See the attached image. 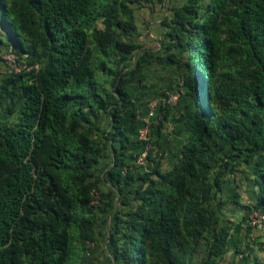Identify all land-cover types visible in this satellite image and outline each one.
I'll use <instances>...</instances> for the list:
<instances>
[{
  "label": "trees",
  "instance_id": "trees-1",
  "mask_svg": "<svg viewBox=\"0 0 264 264\" xmlns=\"http://www.w3.org/2000/svg\"><path fill=\"white\" fill-rule=\"evenodd\" d=\"M140 3L0 0L8 45L32 66L0 76V264H89L111 206L114 264H215L241 253V224L230 232L220 223L219 194L228 174L251 165L253 207L264 210V0H184L163 17L159 44L172 64L186 54L193 109L172 166L149 155L152 169L137 173L126 161L137 117L126 86L147 55ZM160 108L158 129L172 109L159 105L157 116ZM231 202L252 209L236 194Z\"/></svg>",
  "mask_w": 264,
  "mask_h": 264
},
{
  "label": "rangeland",
  "instance_id": "rangeland-1",
  "mask_svg": "<svg viewBox=\"0 0 264 264\" xmlns=\"http://www.w3.org/2000/svg\"><path fill=\"white\" fill-rule=\"evenodd\" d=\"M184 0H141L140 5L135 6V15L138 24L139 52L146 51L147 55L141 60L142 67L136 72L133 80L127 83L126 89L131 96L132 108L137 112L135 125L127 128L129 141L126 151V161L132 164L137 173L152 169V162L159 161L162 170L169 169L176 161L182 144L186 140L189 127V114L193 109V97L189 89L184 85L183 75L186 71V54L180 50L172 57L177 63L169 62V52L161 48L159 42L166 38V27L162 24L164 16L170 13V8L181 4ZM102 27L100 21L95 23ZM6 29V25L4 24ZM9 44L5 33L0 29V76L8 74V68L2 60L3 50ZM157 102L162 109L166 105L172 107L167 120H164L158 129L161 108L158 116L148 118V109ZM6 114L0 110V119H5ZM101 130L107 126L104 119L97 123ZM148 127L146 138L141 130ZM145 153L143 157L142 154ZM112 161V151L105 149L98 166L107 170ZM219 200L223 202L218 208V215L222 225L230 227L233 232L239 222L241 228L238 231L241 253H235L230 249L215 264H243L244 257L250 254L248 261L256 258L260 264H264V210L254 208L257 187L253 181L251 165H242L234 173L228 174L224 179ZM107 193V184H100ZM232 194L237 195V200L252 209L239 211L231 202ZM115 200L116 194H111ZM95 200L100 203V195L95 193ZM112 208V206H111ZM111 208L100 213L97 225L98 245L94 246L89 264H114L111 259V250L107 243V230L112 221ZM200 264V257L194 259Z\"/></svg>",
  "mask_w": 264,
  "mask_h": 264
},
{
  "label": "built area",
  "instance_id": "built-area-1",
  "mask_svg": "<svg viewBox=\"0 0 264 264\" xmlns=\"http://www.w3.org/2000/svg\"><path fill=\"white\" fill-rule=\"evenodd\" d=\"M1 29V26H0ZM2 53L1 57L8 68V73H18L22 72L24 70L31 69L32 66L27 65L25 62L19 60L17 54L14 52V49L11 45H8ZM34 67H37V65H34ZM159 104L155 102L152 104V107L148 109V118L150 119L152 116H156L157 114V108ZM148 127L144 128V130H141V134L146 138ZM142 156H145V153L142 154Z\"/></svg>",
  "mask_w": 264,
  "mask_h": 264
}]
</instances>
